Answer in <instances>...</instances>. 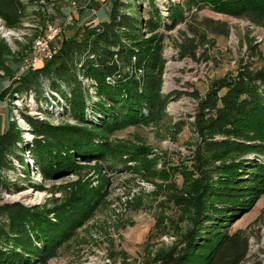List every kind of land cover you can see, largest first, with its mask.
<instances>
[{"label": "rangeland", "instance_id": "obj_1", "mask_svg": "<svg viewBox=\"0 0 264 264\" xmlns=\"http://www.w3.org/2000/svg\"><path fill=\"white\" fill-rule=\"evenodd\" d=\"M118 1L125 5L124 13L140 18V41L156 48L158 64L148 70L135 69L142 77L151 70L160 76L159 94L166 102L147 122L104 133V141L112 145L104 161L74 158L70 173L56 177L41 172L30 159L24 171L15 162L14 171L3 172L6 183L23 191L0 190V206L20 203L26 209H47L51 222L63 217L58 221L69 234L48 264H154L156 255L184 247L185 236L195 227L191 203L220 166L199 148L201 140L193 127L198 103L216 80L242 68L250 72L264 68L262 14L235 16L226 11L228 6L221 11L207 4L194 7L187 0ZM37 4L46 14L42 24L31 28L27 22L23 30L6 32L12 53L9 65L18 61L20 69L9 78L0 72V94L26 71L38 69L40 61L36 65L32 61L38 57L37 43L47 36L48 27L59 31L49 43L53 46L62 35L73 36L108 20L112 0H40ZM153 4L159 8L160 19ZM173 5L179 6V14L170 24ZM165 23L168 26L163 27ZM82 84L88 88L86 80ZM88 92L94 96L92 89ZM31 98L14 97L11 102L0 98V134L13 122L21 130L28 129L20 113L47 119L50 126L74 123L68 109L57 103L48 108L51 117L38 114ZM97 100L94 97L88 105ZM46 105L40 102L38 108L46 109ZM90 109L86 115L90 123L104 119ZM24 136L32 138L28 133ZM223 161L229 164V159ZM222 231L245 241V256L239 264L264 261V192L247 213Z\"/></svg>", "mask_w": 264, "mask_h": 264}, {"label": "trees", "instance_id": "obj_2", "mask_svg": "<svg viewBox=\"0 0 264 264\" xmlns=\"http://www.w3.org/2000/svg\"><path fill=\"white\" fill-rule=\"evenodd\" d=\"M39 1L0 0L3 27L10 31L27 28L23 27L27 22L31 28L42 24L46 14L36 8ZM186 4L217 9L228 6L226 11L235 16L264 15V0H187ZM152 6L160 19L159 8ZM173 7L170 24L179 14V6ZM124 8L122 2L112 0L108 20L95 28H82L73 36L58 37L49 59L44 58L38 69L26 71L1 92L0 98L8 97V101L32 97L37 113L48 117L52 116L48 108L57 103V107L68 109L75 121L50 126L47 119L20 113L27 130L9 123L0 134V190L23 191L4 181L3 172L14 171L15 162L24 171L30 159L41 172L56 177L70 173L74 158L104 161L112 150L104 141V133L145 123L156 110H163L166 101L159 94L160 76L151 70L142 77L135 69L156 66V48L149 41H140L142 22L124 13ZM7 45L0 36V72L9 78L20 64L9 65L12 53ZM157 71L160 73V68ZM84 80L88 88L82 84ZM91 89L93 97L88 95ZM204 94L193 127L201 140L199 148L220 166L191 203L195 227L185 236L184 247L156 255L154 264H239L245 256V241L222 230L247 213L264 192V68L255 72L242 68L237 74L216 80ZM94 97L98 100L88 105ZM40 102L47 104L46 109L38 108ZM89 109L104 119L90 123L86 116ZM27 133L31 139H25ZM247 154L252 155L243 162ZM228 159L229 164L224 163ZM50 214L47 209H26L20 203L0 206V264H48L55 259L69 232L62 231L58 220L63 217L51 222Z\"/></svg>", "mask_w": 264, "mask_h": 264}, {"label": "built area", "instance_id": "obj_3", "mask_svg": "<svg viewBox=\"0 0 264 264\" xmlns=\"http://www.w3.org/2000/svg\"><path fill=\"white\" fill-rule=\"evenodd\" d=\"M10 31L6 30L3 27V24H2V22L0 20V36L4 40H5L6 32H10ZM47 31H48L49 35L47 34V36L45 38H41L39 40V42L37 43V47H38L37 54H38V57L36 56V57L33 58L34 62L32 61V65L38 64L39 61L41 62L42 57H44L45 59H47V58L49 59V57H51V55L48 56V54L46 53V50H48V48H50V46L53 49L52 52L54 51V47L51 44L49 45V43H51V41L55 38L56 34L59 33L58 28L50 26V27H48ZM48 37H50V38H48ZM258 41H260V40L258 39ZM251 264H264V261H260V262H257V263L251 262Z\"/></svg>", "mask_w": 264, "mask_h": 264}]
</instances>
